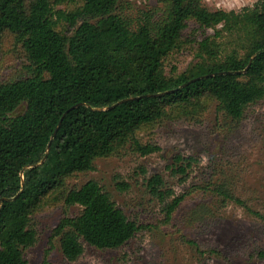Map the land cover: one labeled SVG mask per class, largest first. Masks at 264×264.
I'll return each mask as SVG.
<instances>
[{"label":"trees","instance_id":"obj_1","mask_svg":"<svg viewBox=\"0 0 264 264\" xmlns=\"http://www.w3.org/2000/svg\"><path fill=\"white\" fill-rule=\"evenodd\" d=\"M155 1L135 9L123 0H0V44L12 35L26 59L14 79L0 82V264H28L24 250L38 241L34 217L58 205L82 207L53 230L68 261L86 247H125L146 227L98 181L71 182L99 160L159 152L160 126L200 124L213 102L237 123L264 102V0L237 11ZM191 24L215 34L189 40ZM187 49L189 65L169 70L168 59ZM194 161L178 155L173 174ZM222 176L188 193L216 202L198 204L192 222L207 223L229 203L264 219L236 194L234 178ZM147 189L165 214L156 226L168 225L188 194L176 197L158 174Z\"/></svg>","mask_w":264,"mask_h":264},{"label":"rangeland","instance_id":"obj_2","mask_svg":"<svg viewBox=\"0 0 264 264\" xmlns=\"http://www.w3.org/2000/svg\"><path fill=\"white\" fill-rule=\"evenodd\" d=\"M204 1L212 10L237 11L258 0ZM123 3L135 9L156 5L155 0ZM214 34V30L203 32L195 24L185 33L193 41ZM193 55L190 49L174 54L168 59V69H185ZM25 62L23 53L15 49L13 36L6 34L0 44V82L14 79ZM216 108L217 104L211 103L200 124L160 126L154 134L159 152L99 160L96 170L71 182L82 186L89 180L98 181L130 220L146 227L125 247L116 251L86 247L78 261H68L59 241L52 238L53 230L64 216L80 214L82 207L58 205L34 217L38 241L24 250L28 264H43L45 258L46 264H264V219L245 207L229 203L220 211L214 210L215 218H208L207 223L192 222L191 212L198 204L216 202L210 194L188 193L194 185L217 181L222 175L221 180L225 176L234 178L236 194L252 211L264 215V102L251 106L240 123L230 121ZM178 155L195 159L185 174H173ZM156 174L163 177L176 197L188 194L171 222L160 227L156 225L164 219L162 205L147 189V179ZM122 182L129 185L128 190L118 189L117 183Z\"/></svg>","mask_w":264,"mask_h":264},{"label":"water","instance_id":"obj_3","mask_svg":"<svg viewBox=\"0 0 264 264\" xmlns=\"http://www.w3.org/2000/svg\"><path fill=\"white\" fill-rule=\"evenodd\" d=\"M253 58H254V57H253ZM253 58H252V59H253ZM252 59H251V60H252ZM249 66H250V64H249ZM249 66H248V67H249ZM246 70H247V69H246ZM246 70H245V72H246ZM49 149H50V144H49V146H48V150H49ZM48 150H47V152H48ZM46 157H47V156H45L44 159H43L38 165H42V164L44 163V161L46 160Z\"/></svg>","mask_w":264,"mask_h":264}]
</instances>
